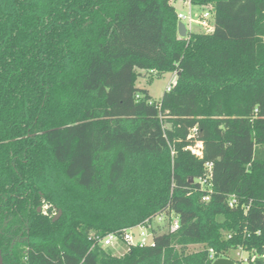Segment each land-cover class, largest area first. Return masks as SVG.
<instances>
[{"label":"trees","instance_id":"16d2710c","mask_svg":"<svg viewBox=\"0 0 264 264\" xmlns=\"http://www.w3.org/2000/svg\"><path fill=\"white\" fill-rule=\"evenodd\" d=\"M175 1L0 0L3 264H264V0H192L189 38ZM157 216L153 247L89 240Z\"/></svg>","mask_w":264,"mask_h":264},{"label":"built area","instance_id":"2783aa9c","mask_svg":"<svg viewBox=\"0 0 264 264\" xmlns=\"http://www.w3.org/2000/svg\"><path fill=\"white\" fill-rule=\"evenodd\" d=\"M182 2L183 6L187 8L186 14L182 12H176L177 24L182 23L185 27V37L189 38L190 34L193 33H210L214 29V8L212 5H200L195 4L192 0H178ZM199 26L202 32H194L192 26ZM173 80H177V74L173 73ZM175 83H168L165 88V91H170V89L175 85ZM201 144L198 143L194 147L189 148V150L196 156H201ZM202 184L206 183V180L201 182ZM202 202L209 201V195L202 197ZM235 204V199L231 198L229 201V207H233ZM158 219L159 223L162 224V216H157L151 220H146L143 224L124 229L119 232L109 233L104 237L95 236L94 234L90 235L89 240H95L93 246L98 245L103 248L113 247L114 244L118 243L119 245H124L126 252L130 250L131 247H153L154 246V232L156 228L152 226V221ZM179 224L176 219L172 222V230L178 229ZM211 252V251H210ZM244 252L238 248L234 253V263L247 264V257L243 256ZM213 259V254L210 256Z\"/></svg>","mask_w":264,"mask_h":264},{"label":"rangeland","instance_id":"374dc122","mask_svg":"<svg viewBox=\"0 0 264 264\" xmlns=\"http://www.w3.org/2000/svg\"><path fill=\"white\" fill-rule=\"evenodd\" d=\"M173 7L175 9V12H182V13L186 14L187 8L183 6L182 2H180L178 0L173 2ZM192 28H193L194 32H200V31L202 32V30L200 29L199 26L193 25ZM170 79H171V83L174 84L175 80H173L172 74H165L161 77L154 78L151 83H148L147 82L148 77L146 75H142L141 78L138 80L136 85L139 88H144V89L148 90L152 99L154 101H158L161 98L162 94L164 93L166 86L170 82ZM255 157H256V159L264 160V151L262 149H260L259 147H257L255 150ZM44 209H46V207L43 208V211H44ZM54 215H56V214L54 213ZM161 225H163V223L160 224L157 218L152 221V226L155 227L156 229L158 226H161ZM198 249H200L199 246H190L188 248V251L194 252ZM113 250L117 256H122L126 252L125 246L122 244L119 245L118 243L114 244ZM243 256L247 257V254L244 253ZM251 258L254 260V257H251Z\"/></svg>","mask_w":264,"mask_h":264},{"label":"water","instance_id":"95a60500","mask_svg":"<svg viewBox=\"0 0 264 264\" xmlns=\"http://www.w3.org/2000/svg\"><path fill=\"white\" fill-rule=\"evenodd\" d=\"M177 32L180 38L185 37V34H186L185 27L181 22L177 24ZM38 212H40V208H38ZM60 215H61V212L59 211V213L55 215V217L53 218V221L57 220L60 217ZM0 264H2L1 251H0ZM212 264H235V263L231 259L218 258L214 260Z\"/></svg>","mask_w":264,"mask_h":264},{"label":"flooded vegetation","instance_id":"af4514ba","mask_svg":"<svg viewBox=\"0 0 264 264\" xmlns=\"http://www.w3.org/2000/svg\"><path fill=\"white\" fill-rule=\"evenodd\" d=\"M43 208H45V206ZM43 208H40V212H42L43 214H46V209H44V211H43ZM1 257H2V255H1ZM2 264H3V260H2Z\"/></svg>","mask_w":264,"mask_h":264}]
</instances>
